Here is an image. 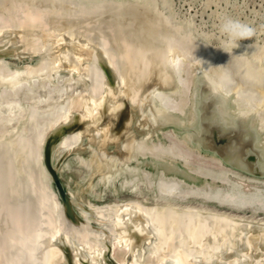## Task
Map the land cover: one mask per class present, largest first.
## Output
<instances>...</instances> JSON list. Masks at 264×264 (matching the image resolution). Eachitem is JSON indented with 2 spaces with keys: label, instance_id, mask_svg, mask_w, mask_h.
I'll return each instance as SVG.
<instances>
[{
  "label": "rangeland",
  "instance_id": "rangeland-1",
  "mask_svg": "<svg viewBox=\"0 0 264 264\" xmlns=\"http://www.w3.org/2000/svg\"><path fill=\"white\" fill-rule=\"evenodd\" d=\"M224 17L239 19L255 29V35L239 41V46L231 54L219 49L222 40L219 26ZM164 44L181 51L183 70L187 66L183 71L184 82L188 72L191 77L188 78V87L182 89V101L185 100L183 103L187 105L182 103L181 114L171 111L176 123L174 126L173 120L170 124L160 120L157 115L161 109L155 106V99L144 96L149 80L157 74L155 67L165 50ZM154 49L159 50L155 53ZM155 54H158V60ZM145 57L150 61L143 59ZM148 61L152 62V66L146 64ZM127 67L134 68V78L141 87L135 94L137 98L129 86ZM150 68L152 76L149 75ZM56 70L62 77L57 74L54 78ZM203 71L217 79L221 94L228 98L226 101L222 96L223 100L217 103L216 109L226 113L232 99L241 107L252 108L253 117L261 127L260 132L263 131L260 147L264 151V0H0V264H122L116 253L128 225L120 206L125 200L136 201L127 195L133 190L143 197L146 194L144 200L149 212H152L155 230L151 245L153 252L161 251L173 242L169 254L171 264H218L217 256L216 259L211 258L209 251L204 249L205 242L199 234L201 226L197 229L199 242L194 245V250H186L175 243L173 239L175 237L176 240L175 226L179 214L186 209H202L214 200L217 202L209 193L213 189L222 190L231 182L235 184V176L238 183L241 181L239 189L246 193L254 192L264 199L263 185L257 184V181L264 184V175L247 171L252 167L249 162L239 159L240 153L237 154L235 146H229L237 151L236 154L233 151L235 155L230 153L233 158H224L219 145L213 144L214 147L205 143L201 130L205 109L199 95ZM50 89L58 92L61 99L60 107L53 114L40 107ZM67 103L68 107L72 103L70 109ZM61 111L66 112L65 115ZM149 112L152 117L148 116ZM142 113L144 115L140 116ZM176 114L182 115L180 120ZM147 116L151 118L148 120L150 123ZM144 121L147 123L143 127L140 124H145ZM172 131H177V136ZM143 132L147 133V139L150 136V142L147 139L143 141L147 146L160 141L163 144L158 142L159 146L166 144V149L172 147L171 151L166 150L169 151L167 153L178 149L181 155L189 149L190 155L194 153L191 160L202 157L213 162L210 165L202 160L205 164L199 161L200 158L194 161L199 163L200 168L205 166V170L212 165V171L217 164L224 166L228 176L223 177L226 182L216 178L210 182L202 173L204 170L198 167L192 169L188 154L186 158L187 155L182 157L176 153V158L179 155L188 160L183 162L178 156L180 163L175 164L174 153L161 154L165 148L161 150V147L160 151L158 146L156 152L160 153H153L157 143L154 148L150 146L152 151L149 146L146 148L140 144L150 151L147 153L141 148L140 152L135 146L136 140L146 138ZM165 132H171L168 135L174 137V143L180 141L177 143L179 148H174L176 144L172 146V137H167ZM164 134L167 139L165 136L162 138ZM129 137H133L134 141ZM65 138L66 142L69 139L67 145L62 144L66 143ZM128 140L133 142L130 149ZM60 144L62 148L67 146L69 153L61 147L55 148ZM58 149L65 155L57 169L55 155ZM130 150L134 157L129 154ZM143 153L144 157L150 156H142V159ZM161 155L171 156L174 160L169 157L167 161H160ZM151 157H156L159 161H153L160 164L153 163ZM138 158L141 162L146 160V165H140ZM207 163L209 166L206 168ZM230 164L237 165L239 170ZM169 166H176L182 172ZM141 167L153 171V174L155 172L157 176L162 172L161 180L150 172L146 178L149 174ZM166 167L172 168V171ZM194 169L196 173L192 172L196 176L191 172ZM52 171H57L64 198L54 182ZM209 171L206 172L208 175ZM261 171L264 172V168ZM243 177L247 184L242 182ZM152 178L156 180L153 182ZM247 178L256 183L247 182ZM49 179L52 181L49 182ZM153 186H159V190ZM172 186L176 192L171 189ZM167 198L169 200L165 201ZM249 208L251 211L245 210V214L252 218L256 211L262 210ZM23 226L26 228L24 231L21 230ZM203 258H206L205 261Z\"/></svg>",
  "mask_w": 264,
  "mask_h": 264
},
{
  "label": "bare ground",
  "instance_id": "bare-ground-1",
  "mask_svg": "<svg viewBox=\"0 0 264 264\" xmlns=\"http://www.w3.org/2000/svg\"><path fill=\"white\" fill-rule=\"evenodd\" d=\"M24 13V12H23ZM59 14V13H58ZM86 14V13H85ZM32 16V15H30ZM5 17V16H4ZM28 17V16H27ZM65 18V17H64ZM38 19V18H37ZM66 19V18H65ZM67 20V19H66ZM83 26V24H81ZM77 28V27H76ZM81 28V27H80ZM79 29V28H78ZM88 29V28H87ZM84 30V29H83ZM72 31V30H71ZM76 34V33H75ZM165 43V42H164ZM103 45V44H102ZM165 45V50L164 52L161 54L160 56V59L158 60L156 55L159 54H155L154 57L156 60H158V66L155 67L156 65L153 64V66L156 68L155 71L157 72V74H155V78L154 79H150L149 80V83H148V87H147V93L145 92L146 91V88L144 89V93L148 98L152 97L154 98L155 100H153L155 102V106H158L160 109H159V115H157L158 117L160 116L161 119L160 120H163L164 122H169V124L172 122L171 120L174 121V117L172 115V112L174 113H179L181 114L182 112V108H183V105H185L183 103V100L182 101V89L184 88V86H187L188 87V83L189 82V72L187 73V79L185 80L184 82V77L185 74H183V71H185V68H187V66L184 68L183 70V61H182V56H181V51H179L175 46H172V45H169V44H164ZM159 48V47H158ZM164 49V48H163ZM137 50V48H136ZM155 50V53L157 50L159 49H154ZM152 50V51H154ZM161 50V49H160ZM161 52V51H160ZM153 53V52H152ZM151 54V53H150ZM115 55V54H114ZM147 55V54H146ZM111 56V55H110ZM158 56V57H159ZM187 56V55H186ZM108 57V56H107ZM139 57V56H138ZM141 57V56H140ZM150 57V56H149ZM152 57V56H151ZM150 57V58H151ZM185 57V56H184ZM150 58H143V59H147L150 61ZM189 59V58H188ZM145 61V62H146ZM147 62L146 64H149L152 66V62ZM152 61V60H151ZM196 61V60H195ZM127 62V61H126ZM155 62V61H153ZM206 62V61H205ZM157 63V62H156ZM127 64V63H126ZM130 64V63H129ZM150 66V67H151ZM210 66V65H209ZM126 67V66H125ZM129 69V71H127ZM134 68H128L127 67V72L128 75H129V86H131V89H133V95L136 96L137 98V95L135 94H138V91L140 90V85H139V81L134 78V71H133ZM224 69V68H223ZM55 70V69H54ZM131 70V71H130ZM154 70V69H153ZM188 70V69H187ZM208 70V69H207ZM14 71V70H13ZM206 71V70H205ZM209 71V70H208ZM224 71V70H223ZM56 74L53 75L55 76L54 78H56L57 76V70L54 71ZM19 73V72H18ZM72 73V71H71ZM185 73V72H184ZM75 75V73H74ZM82 75V74H81ZM149 75L152 76L153 73H152V69L150 68V72H149ZM58 76L62 77L61 75L58 74ZM79 76V75H78ZM84 76V75H83ZM82 76V77H83ZM215 76V75H214ZM66 77V76H65ZM70 77V75L68 76ZM201 79H200V82H201V94L199 93V95L201 96V102L203 103V109L204 112H203V115H202V121H203V125L201 127V130L203 132V139L205 140V143H207L208 145L210 144H215L216 146L219 145L221 147V151L222 152V155L224 158H230L232 157V154L235 155L236 152L237 154H239V159L242 160V161H246L247 163L249 162L251 167H252V170H263L264 168V151L263 149L260 147V144H261V140L263 139L261 137L260 134H262L263 131L260 132V128L258 126V124L256 123V119L253 117V114L254 112H252V108L251 110H249L248 108L246 107H241L239 104H237L238 102L234 101L232 103L229 104V106L227 107V110L226 109V113L222 110H218L216 109L217 107V103H219V101L221 102L223 99H222V96L224 97V94H221V87L219 88V83L217 81V79L215 77H212L210 76L209 74L205 73L204 71L202 72V75L200 76ZM58 78V77H57ZM92 78V77H91ZM118 78V77H117ZM151 78V77H149ZM153 78V77H152ZM191 78V77H190ZM19 79V78H18ZM70 79V78H69ZM131 79V80H130ZM55 80V79H54ZM62 80V79H61ZM60 82V79L58 80ZM67 81V80H66ZM104 81V79H103ZM69 82V81H68ZM100 82V81H99ZM79 83V82H78ZM126 83V82H125ZM95 84V83H94ZM187 84V85H186ZM192 84V83H191ZM57 84H55L56 86ZM59 85V83H58ZM62 85V83H61ZM59 86H57L56 88H58ZM186 88V87H185ZM160 89V90H158ZM198 89V88H197ZM198 89V90H200ZM258 89V88H257ZM69 90V88H68ZM100 90V89H98ZM127 91V90H126ZM129 91V90H128ZM197 91V90H196ZM249 91V90H248ZM98 92V91H97ZM200 92V91H199ZM50 94V95H49ZM94 94V93H92ZM130 94V93H129ZM128 94V95H129ZM186 94V93H185ZM195 94V93H193ZM247 94V93H246ZM97 95V93L95 94ZM131 95V94H130ZM9 96V95H8ZM195 96V95H193ZM193 101L194 98L196 97H193ZM133 97V96H132ZM242 97V96H240ZM5 98V97H4ZM64 98V97H63ZM70 98V97H69ZM144 98V97H143ZM142 98V99H143ZM186 98V97H185ZM200 98V97H199ZM226 98V97H224ZM130 99V98H129ZM141 99V98H140ZM184 99V98H183ZM190 99V98H189ZM195 99H198L197 97ZM6 100V99H5ZM65 100V99H64ZM70 100V99H69ZM134 100V99H133ZM138 100V99H135V101ZM200 100V99H199ZM197 100V101H199ZM242 100V99H240ZM245 100V99H244ZM7 101V100H6ZM60 96H59V93L55 92L54 90H51L47 92V95L45 97V99L43 100L42 104H41V108L46 110L48 113H56L57 112V109L60 107ZM129 101V100H128ZM132 102V100H130ZM141 101V100H140ZM140 101H138L139 103H141ZM152 101V100H151ZM192 101V100H191ZM197 101L195 102V104L197 103ZM226 101H228V98H226ZM231 101V100H230ZM9 102V101H8ZM71 102V101H70ZM146 102V101H145ZM187 102V101H186ZM200 102V101H199ZM249 102V101H248ZM246 102V103H248ZM2 103V102H1ZM4 103V101H3ZM36 103V101H35ZM44 103V104H43ZM65 103V101H64ZM135 103V102H134ZM152 103V102H151ZM183 103V105H182ZM194 103V102H193ZM5 104V103H4ZM70 105L72 103H69ZM128 104V103H127ZM138 104V103H137ZM146 104V103H145ZM195 104H194V107H195ZM69 105V107H70ZM130 105V104H129ZM151 104H149L150 106ZM187 105V104H186ZM185 105V106H186ZM200 105V104H199ZM250 105V104H249ZM253 105V104H252ZM36 106V105H35ZM62 106V105H61ZM141 106V104H140ZM148 106V105H147ZM148 106V107H149ZM197 106V105H196ZM64 107V106H63ZM67 107H68V103H67ZM68 107V108H69ZM74 107V106H73ZM132 107V106H131ZM152 107V105H151ZM158 107H154V109L158 108ZM190 107V106H189ZM226 107V106H225ZM3 108V107H2ZM39 108V106H38ZM62 108V107H61ZM60 108V109H61ZM72 108V106H71ZM140 108V107H139ZM153 108V107H152ZM151 108V111H153ZM219 108V106H218ZM223 108V107H222ZM67 109V108H65ZM70 109V108H69ZM68 109V110H69ZM74 109V108H73ZM200 109V108H197V110ZM225 109V108H224ZM64 110V109H63ZM72 110V109H71ZM131 110V109H130ZM137 110V108L135 109ZM141 110V108H140ZM45 111V112H46ZM145 111V110H143ZM157 111V110H156ZM155 111V112H156ZM172 111V112H171ZM203 111V110H202ZM39 112V111H38ZM44 112V113H45ZM134 112V111H132ZM137 112V111H136ZM135 112V113H136ZM140 113V111H138ZM146 112V111H145ZM198 112V111H197ZM61 114L65 115V113H62V111L60 112ZM71 113V112H70ZM154 113V112H153ZM33 115V113H31ZM47 114V113H46ZM50 114V115H51ZM69 114V113H68ZM132 114V113H131ZM147 114V113H146ZM150 114V112H149ZM152 114V113H151ZM150 115V117H152ZM133 115H135L133 113ZM141 115H144V113L140 114ZM175 115V114H174ZM4 116V115H3ZM49 116V115H48ZM53 116V115H51ZM61 116V115H60ZM137 116V114H136ZM147 116V117H148ZM172 116V117H171ZM177 116V114H176ZM179 116L182 117V115H178V119L180 120ZM50 117V116H49ZM54 117V116H53ZM66 117V116H65ZM69 117V116H68ZM65 118V119H68ZM133 117V116H132ZM144 119L146 117L143 116ZM157 117V118H158ZM159 117V118H160ZM199 117H200V114H199ZM198 117V118H199ZM258 117V116H256ZM48 118V117H47ZM64 118V117H63ZM140 118V117H138ZM158 118V119H159ZM172 118V119H171ZM197 118V119H198ZM43 119V118H41ZM48 119H51V118H48ZM62 119V118H61ZM70 119V118H69ZM134 119V118H133ZM141 118V120H144ZM151 118H147V121L150 120ZM175 119H177L175 117ZM193 119V118H192ZM60 120V119H59ZM64 120V119H63ZM117 120V119H116ZM137 121V119H135ZM140 120V122H141ZM146 120V119H145ZM49 122H51V120H48ZM54 121V120H53ZM61 121V120H60ZM67 121V120H65ZM139 121V120H138ZM150 123V121H148ZM157 122V121H156ZM159 122V121H158ZM177 122V121H176ZM181 122L180 124H183L182 121H179ZM178 122V124H179ZM191 122V121H190ZM194 122V121H193ZM22 123V122H21ZM20 123V124H21ZM143 123V122H142ZM145 123V121H144ZM147 123V122H146ZM145 124H140V125H146ZM148 123V124H149ZM51 124V123H50ZM49 124V126H50ZM62 124V123H60ZM137 124V123H136ZM175 121L174 123L172 124L173 126L175 125ZM191 124V123H190ZM194 124V123H193ZM54 125V124H53ZM139 125V124H138ZM137 125V126H138ZM139 125V127H141ZM168 125V124H167ZM189 125V123H188ZM58 126V125H57ZM109 126V125H108ZM136 126V127H137ZM143 126V127H144ZM154 126V125H153ZM152 126V127H153ZM178 126V125H177ZM181 126V125H180ZM179 126V127H180ZM135 127V128H136ZM47 128V127H46ZM51 128V126H50ZM149 128H150V125H149ZM156 128V127H155ZM154 128V129H155ZM262 128H263V125H262ZM28 129V128H27ZM55 129H57V127H55ZM108 129V128H106ZM139 129V128H137ZM153 129V130H154ZM157 129V128H156ZM50 130V129H49ZM48 130V131H49ZM54 130V129H52ZM136 131V129H134ZM262 130V129H261ZM109 131V130H108ZM141 130H139L140 132ZM144 131V130H143ZM150 131V130H149ZM155 131V130H154ZM153 131V132H154ZM157 131V130H156ZM155 131V132H156ZM159 131V130H158ZM138 132V131H137ZM147 132V131H146ZM173 132V131H172ZM177 132V131H176ZM176 132H173L174 134ZM144 133V132H143ZM163 133V132H162ZM169 133L171 132H168L166 135H168ZM142 134V133H140ZM145 134L147 133H144V137H146L144 140H136L137 141V147L135 146V148H139L140 152H141V148H142V151H147V153H149L150 151H152V149L156 146V143H157V146H156V149H154V151H152L153 153L156 152V150H164L161 154H164L166 155L167 152L171 151L169 149H166L167 147H164V146H161V143L160 141H157L156 143H149L150 142V136H148L149 140L147 139V135L145 136ZM165 134L163 135L162 138H164ZM152 135V134H151ZM170 135V134H169ZM169 135L167 137H169ZM172 135V134H171ZM176 135V134H175ZM179 135V134H178ZM125 136V135H124ZM177 136V135H176ZM66 137V136H65ZM133 137H136V136H133ZM132 137V138H133ZM172 137V136H171ZM169 137V138H171ZM199 137V136H198ZM68 138L72 141V139L70 138V135L68 136ZM130 139H132L131 137H129ZM168 138V139H169ZM174 137H172V139L170 140L172 146H174V144H176V146H174V148H179V144H177L178 141L177 139H175L176 141H178L177 143H174ZM182 138V137H181ZM63 139V138H62ZM61 139V140H62ZM69 139H68V142H69ZM149 141L148 143V146H149V149L151 148L150 146H153V148H151V150L149 151V149L147 150L146 148L148 147L147 145H145V143L143 141ZM165 139L166 136H165ZM179 140H181L180 138H178ZM198 139V138H197ZM63 141V140H62ZM60 141V142H62ZM66 138L64 139V142H66ZM123 141V140H122ZM125 141V139H124ZM130 141L129 144L130 146L128 145V148L130 149L131 145L133 144L132 141H134V138L131 140H128ZM169 141V142H170ZM175 141V142H176ZM263 141V140H262ZM68 142L66 143H62L63 145H67ZM127 142V141H125ZM123 142V143H125ZM132 142V144H131ZM140 142V143H139ZM142 142V143H141ZM153 142V141H152ZM158 142H160V146L158 145ZM168 142L165 141V143ZM182 142V141H181ZM71 143V142H70ZM76 143V142H75ZM139 143V144H138ZM263 143V142H262ZM60 144L58 145V147H55V148H60L61 146L63 147V145ZM86 144V143H85ZM136 144V143H135ZM140 144H144L146 146L143 147V145H140ZM147 144V143H146ZM167 144H170V143H167ZM71 145V144H70ZM91 145V144H90ZM95 145V144H93ZM141 146V147H138V146ZM155 145V146H154ZM178 145V146H177ZM235 146L234 148L237 150H235L234 148L232 149L231 147ZM57 146V145H56ZM77 146V144L75 145ZM96 146V145H95ZM122 146V144H121ZM125 146V145H124ZM159 146V147H158ZM168 146V145H167ZM170 146V145H169ZM182 146V144L180 145ZM214 146V145H213ZM231 146V147H229ZM237 146V147H236ZM42 147V146H41ZM60 148V149H64L66 150V147L67 146H64L65 148ZM70 148V146H68ZM87 147V146H86ZM90 147V146H89ZM123 147V146H122ZM158 147V148H157ZM215 147V146H214ZM88 148V147H87ZM106 148H109L106 147ZM111 148V147H110ZM121 148V147H120ZM146 150H144V149ZM173 148V149H174ZM181 148V147H180ZM185 148V147H184ZM213 148V147H212ZM19 149V148H18ZM91 149V147H90ZM93 149V148H92ZM124 149V148H122ZM127 149V147H126ZM133 149V148H132ZM187 149V148H186ZM217 149H220V148H217ZM63 150V151H64ZM69 150H66L68 151L69 153ZM116 150V149H114ZM125 150V149H124ZM123 150V151H124ZM134 150V149H133ZM160 150V151H161ZM166 150H169L166 152ZM178 149H174L172 151V153H167V155H172V157H175L174 155L177 153V154H180V156L184 157L186 156L187 154L190 155L189 153V149L187 150V153L184 155H181L182 153H180L181 151H176ZM183 150V148H182ZM185 150V149H184ZM65 151V152H66ZM113 151V150H112ZM119 151V150H117ZM131 151V150H130ZM149 151V152H148ZM160 151L156 152V153H160ZM232 151V152H231ZM235 151V154L234 152ZM58 152V153H57ZM62 151H58L56 150V153H57V156L55 155L56 157V160H57V163H59V161L62 159V156L65 155L61 153ZM126 152V151H125ZM128 152V151H127ZM139 152V151H138ZM139 152V153H140ZM192 152V151H191ZM133 153L132 151L129 152V154ZM146 153V152H145ZM141 154V158L142 156L145 154ZM230 153H232L230 155ZM54 153H52L53 155ZM103 154V153H102ZM118 154V153H117ZM128 154V153H127ZM126 154V155H127ZM152 154V153H151ZM192 154V153H191ZM221 154V153H220ZM100 155V154H99ZM114 155V154H113ZM120 155V154H118ZM136 155V154H135ZM154 155V154H152ZM157 155V154H156ZM155 155V156H156ZM188 155L186 158H188ZM194 156V153L192 154ZM192 155H190L189 157V160L192 161L191 164L190 161H186V162H189V163H186V165H192L193 164V168H200V165L198 162H194L197 160H199L200 157L194 159V160H191L192 159ZM130 156V155H128ZM131 156L134 157V155L131 154ZM146 156V155H145ZM150 156V155H148ZM146 156V157H148ZM158 156H160L158 154ZM164 156V155H163ZM161 155L160 157V161H165L166 158L167 159H172L174 160L171 156H168V157H163ZM179 155H177V158H178ZM179 156V157H180ZM143 156V158H146ZM170 157V158H169ZM182 157H180L182 159ZM195 157H197L195 155ZM86 158H89V157H85ZM115 158V157H114ZM142 158V159H143ZM158 158V157H157ZM176 158V157H175ZM177 158H176V161L174 160L175 164L177 162H179V160H181L180 158H178V161H177ZM185 158V159H186ZM194 158V157H193ZM233 158V157H232ZM84 159V158H83ZM90 159V158H89ZM93 159V157H92ZM134 159V158H133ZM153 159H156L153 158ZM152 157H151V160L153 163H156V159L155 162L153 161ZM185 159H182L185 160ZM55 160V159H54ZM52 160V161H54ZM82 160V159H81ZM132 160V159H131ZM139 160V158H138ZM188 160V159H186ZM202 160H207V159H202V157L200 158L199 161H202ZM232 160V159H231ZM135 161V159H134ZM140 161V160H139ZM159 161V160H158ZM167 161V160H166ZM205 161H202V163H205ZM237 161V160H236ZM95 162V161H94ZM97 162V161H96ZM115 162V161H114ZM141 162V161H140ZM146 160H144V162H141V164H145L146 165ZM149 162V161H147ZM170 162V161H168ZM184 162V161H183ZM206 162H209V164L211 165V163L213 164V162L211 161H206ZM53 163V162H52ZM56 163V161L54 162ZM53 163V164H54ZM132 163H135V162H132ZM158 163V162H157ZM156 163V165H157ZM173 163V161L171 162ZM170 163V164H171ZM180 163V162H179ZM201 163V164H202ZM82 164V163H81ZM100 164V163H99ZM150 164L151 161H150ZM160 164V163H158ZM206 164V163H205ZM215 164V163H214ZM125 165V164H124ZM162 165V163H161ZM184 165V163H183ZM182 165V166H183ZM216 165V164H215ZM56 166V164L54 165ZM105 166V165H104ZM144 166V165H142ZM164 166H168L167 164L164 163ZM203 166V165H202ZM208 163L206 165V168H207ZM214 165H212L211 167H213ZM64 167V166H63ZM95 167V165H94ZM110 167V166H109ZM163 167V166H162ZM169 167H175L177 168V170L179 169L178 167L176 166H169ZM168 167V168H169ZM184 167V166H183ZM205 166H203L202 168H200V170H204L202 171V173L205 175H207V179H210L211 181L210 182H213V178H216L217 180L220 179V181H224L226 182V179H224L223 177L227 176L226 175V171L224 170V166L221 167L219 164L216 165V167L213 169L214 171H212V168L209 167L205 170L204 168ZM62 168V167H61ZM65 168V167H64ZM92 168V167H91ZM142 168V167H141ZM144 168V171L143 172H146L147 170H145V167ZM142 168V169H143ZM167 168V167H166ZM167 168V169H168ZM195 168V169H196ZM236 168V167H235ZM245 168V167H244ZM247 168V167H246ZM170 169V168H169ZM172 169V168H171ZM170 169V170H171ZM188 169V168H187ZM191 169V168H190ZM195 169L194 170H191V172H195ZM209 174L212 176L213 174V177H209L210 175H208L207 170H209ZM238 169V168H237ZM242 169V168H241ZM109 170V169H108ZM165 170V169H164ZM176 170V171H177ZM199 170V169H198ZM239 170V169H238ZM130 171V170H128ZM157 172H159L158 170H156ZM172 171V170H171ZM175 171V170H174ZM175 171V172H176ZM180 172H182L180 169H179ZM148 172V173H147ZM146 173L149 174H144L145 176L147 175L146 178H148V176H150V173L152 174L153 177H159L158 179H160V176H162V172L158 173L159 176L156 175V173L154 172V174L150 171H147ZM150 172V173H149ZM164 172V171H163ZM188 172H189V169H188ZM190 172V173H191ZM192 172V173H193ZM213 172V173H212ZM234 172V171H233ZM240 172V171H238ZM237 172V173H238ZM179 173V172H178ZM185 172H183L184 174ZM196 173V172H195ZM193 173V174H195ZM201 173V172H199ZM212 173V174H211ZM100 174V173H99ZM117 174V173H116ZM123 174V173H121ZM127 174V173H126ZM162 174V175H160ZM182 174V173H181ZM234 174V173H233ZM109 175V174H107ZM166 175V174H165ZM186 177L188 176L187 174H185ZM202 175V174H201ZM235 175V174H234ZM123 176V175H122ZM196 176V174H195ZM244 176V175H243ZM166 177V176H165ZM206 177V176H205ZM204 177V178H205ZM228 177V176H227ZM247 177V176H246ZM249 177V176H248ZM156 178H152L153 182L154 180H156ZM164 178V177H163ZM177 178V177H175ZM192 178V177H191ZM197 178V177H196ZM212 178V179H211ZM223 178V180H222ZM232 178L233 175H232ZM238 178L239 175H238ZM250 178V177H249ZM247 178V182H251L253 181V183H256L254 182L255 180H249ZM195 179V178H194ZM216 179H215V182H216ZM235 179L236 181L235 184H233L232 182L230 184H227L225 183V185L223 184V186H225L224 189L222 190H217L216 191L213 189L212 190H209V191H212L210 192L209 194H212L215 199H217V202L216 200H214V202H211L210 205L208 206H205L204 208L202 209H199V208H193V209H186L183 213H180L179 214V220L178 222L176 223V240H175V237H174V241L175 243H178L182 248L186 249V250H194V245H197L196 242L198 241L199 242V237H197V229L198 227L201 226L202 228V232H200V236L202 237V240H204V249H206L207 251H209V256L211 258H215L216 259V256H217V262L218 264H264V199L261 198L259 195H256L254 192H249V193H246L244 192L243 190L239 189V186L241 188V181L239 180V183H238V179H237V176H235ZM233 179V180H235ZM245 178L243 177V180ZM144 180V179H143ZM146 181L148 179H145ZM161 180V179H160ZM171 181L173 179H170ZM52 181L49 179V182ZM109 181V180H108ZM119 181V180H118ZM149 181V180H148ZM159 181V180H158ZM205 181V180H204ZM209 181V180H208ZM263 181V180H262ZM141 182V181H140ZM174 182V181H173ZM242 182H245L246 183V180L242 181ZM121 183V182H120ZM159 183V182H158ZM156 183V184H158ZM172 183V182H171ZM183 183V182H182ZM237 183V184H236ZM155 184V183H154ZM155 184V185H156ZM222 184V183H221ZM247 184V183H246ZM257 184H260V185H263V188H264V184H262L261 182L257 181ZM148 185V184H147ZM154 185V186H155ZM169 185V184H168ZM171 185V184H170ZM169 185V186H170ZM174 186L177 185V184H173ZM238 185V186H236ZM249 185V184H248ZM68 185H66V188H67ZM153 186V187H154ZM172 186V190L173 191H177L175 190V187ZM222 186V187H223ZM244 186V184H243ZM71 187V186H70ZM158 188H155L156 190L158 189L159 190V186H156ZM247 187V186H246ZM53 188V187H52ZM189 188V187H188ZM200 188V187H199ZM198 188V190H199ZM203 188V187H202ZM249 188V187H248ZM135 189V188H134ZM221 189V187H220ZM244 189V187H243ZM157 190V191H158ZM129 191V190H128ZM180 191V189H179ZM191 191V190H189ZM203 191V190H202ZM201 192V191H200ZM179 193V192H177ZM194 194V193H192ZM197 194V193H195ZM201 194V193H200ZM199 194V195H200ZM129 197H132L134 198L136 201H126L125 202H122V205L120 206V208H122L121 210L124 211V215H125V219H126V224L129 226V230H128V226H127V230H125V233L123 234L124 236V239L122 240L121 244L118 246L117 248V253H116V256L119 260H121L122 264H171V259L169 257V254L172 250V247L174 246L173 242L169 243L168 245H166L165 247H163L161 249V251H158V252H153L151 250V245H152V241H153V237H154V226H153V223H152V216H151V213L149 212L148 208H147V205L145 203V200H144V197L142 196L141 193L137 192L136 190H133L132 192H129L127 194ZM174 197V196H173ZM170 198V197H169ZM169 198H167L165 201L169 200ZM177 198V197H175ZM178 198H180L178 196ZM211 199V198H210ZM164 201V202H165ZM219 201V202H218ZM163 202V201H162ZM171 202V201H169ZM207 203V202H206ZM171 204V203H169ZM162 205V204H161ZM168 206V205H166ZM249 206H252L254 207V209H262V210H258L254 213L255 217H250V216H247L245 214V210L246 211H251V208H249ZM151 207V205H150ZM149 207V208H150ZM155 207V206H154ZM153 208V207H151ZM189 208V207H188ZM157 209V208H156ZM188 210V211H187ZM260 211V212H259ZM156 213V212H154ZM176 213V212H175ZM170 214V213H169ZM124 220V219H123ZM161 220V219H160ZM156 221V220H155ZM174 226V225H173ZM20 228V227H19ZM25 227L23 226V228L21 230H23ZM169 228V227H168ZM26 229V228H25ZM24 231V230H23ZM173 233V232H172ZM33 234V233H32ZM30 236V234H28ZM160 238V237H159ZM160 244V242H159ZM166 244V243H165ZM206 244V245H205ZM78 246V244H77ZM161 247V246H160ZM113 248V247H112ZM90 249V248H89ZM214 251H216V254L214 255ZM218 251V252H217ZM177 252V251H175ZM44 254V253H43ZM182 254V253H180ZM195 254V253H194ZM206 255V254H205ZM208 256V257H209ZM207 258V257H206ZM205 258V259H206ZM205 259L203 258V261H205ZM193 260H196L195 258ZM208 260V259H207ZM210 260V259H209ZM36 263V262H35ZM204 263V262H203Z\"/></svg>",
  "mask_w": 264,
  "mask_h": 264
},
{
  "label": "clouds",
  "instance_id": "clouds-1",
  "mask_svg": "<svg viewBox=\"0 0 264 264\" xmlns=\"http://www.w3.org/2000/svg\"><path fill=\"white\" fill-rule=\"evenodd\" d=\"M219 30L222 34L219 49L229 54L239 46V41L252 38L255 35V29L250 24L232 17L222 18Z\"/></svg>",
  "mask_w": 264,
  "mask_h": 264
},
{
  "label": "water",
  "instance_id": "water-1",
  "mask_svg": "<svg viewBox=\"0 0 264 264\" xmlns=\"http://www.w3.org/2000/svg\"><path fill=\"white\" fill-rule=\"evenodd\" d=\"M62 159H63V158H62ZM62 159H61V160H62ZM61 160L59 161V163H58V165H57V169L59 168V165H60V163H61ZM230 165L239 168L237 165H234V164H230ZM245 170H246V169H245ZM247 171H249L250 173H252V174H254V175H258V176H259V175H264V172L261 171V170H247ZM52 172H53L54 182L56 183V186H57V188L59 189L60 194H61L62 197L64 198L65 195H64V192H63V190H62L61 181L59 180V176H58V174H57V171H52Z\"/></svg>",
  "mask_w": 264,
  "mask_h": 264
}]
</instances>
